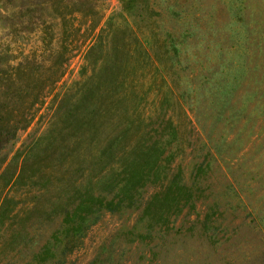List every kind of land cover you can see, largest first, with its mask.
<instances>
[{
	"label": "rangeland",
	"instance_id": "1",
	"mask_svg": "<svg viewBox=\"0 0 264 264\" xmlns=\"http://www.w3.org/2000/svg\"><path fill=\"white\" fill-rule=\"evenodd\" d=\"M111 63L140 94L163 89L182 153L130 198L98 190L93 222L68 250L44 253L60 212L0 226V264H264V0H0V117L25 104L24 83L44 92L0 159L58 137L67 119L57 111ZM33 152L25 166L37 181L66 156ZM54 192L32 191L28 202L48 207Z\"/></svg>",
	"mask_w": 264,
	"mask_h": 264
},
{
	"label": "trees",
	"instance_id": "2",
	"mask_svg": "<svg viewBox=\"0 0 264 264\" xmlns=\"http://www.w3.org/2000/svg\"><path fill=\"white\" fill-rule=\"evenodd\" d=\"M59 15L63 24L66 17L62 13ZM137 45L144 49L147 65L154 66L145 44L139 40ZM117 48L114 43L110 51L116 52ZM21 65L22 62L18 63L14 70H19ZM106 66L111 72L97 70V80L89 87L87 84L82 87L81 98L57 111L56 115L60 113L67 119V125L58 132V137L40 136L22 150L15 151L9 162L0 159L1 227L11 225L20 214L38 217L60 212L63 215L62 226L53 234L44 253H56L74 246L93 222V207L99 204L98 190L114 191L122 198H130L146 182L163 178L166 166L182 153L185 146L178 127L167 116L168 108L163 106V89L155 85L157 89L152 90L150 83L148 91L140 94L136 91L137 86L132 85L133 81L127 83L126 77L116 73L114 63ZM60 68L58 66L57 71ZM12 77L14 75L9 76ZM60 77V72L52 75L46 81L50 82L47 86L56 83ZM41 78L37 77L36 81ZM84 79L89 83V76ZM34 82L32 79L24 83V87L31 88V93L24 94L25 104L29 102L27 105L13 110L4 108L6 117H0V153L36 117V105L43 89L35 92ZM145 84L144 80L143 86ZM149 102L154 107L158 103L153 113L148 109ZM66 129L71 133L60 135ZM40 147L51 150V153H66V156L56 164L57 169L39 176L37 181L25 162L27 153H36L33 151ZM18 158V167L15 165L13 169L11 161ZM64 161L66 167L62 166ZM3 164H7L6 167L3 168ZM48 190H55L48 207L28 202L32 191L38 198L42 191ZM18 192H22L25 199H17Z\"/></svg>",
	"mask_w": 264,
	"mask_h": 264
}]
</instances>
